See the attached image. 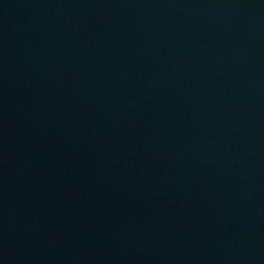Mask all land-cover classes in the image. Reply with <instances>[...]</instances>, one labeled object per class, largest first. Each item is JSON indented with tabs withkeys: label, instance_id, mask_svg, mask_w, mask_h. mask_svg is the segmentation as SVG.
<instances>
[{
	"label": "water",
	"instance_id": "obj_1",
	"mask_svg": "<svg viewBox=\"0 0 264 264\" xmlns=\"http://www.w3.org/2000/svg\"><path fill=\"white\" fill-rule=\"evenodd\" d=\"M0 264H264V0H0Z\"/></svg>",
	"mask_w": 264,
	"mask_h": 264
}]
</instances>
